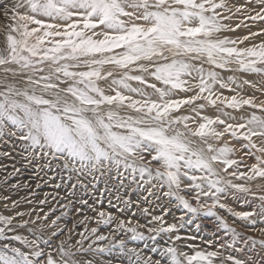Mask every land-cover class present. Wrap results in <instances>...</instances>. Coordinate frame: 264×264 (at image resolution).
<instances>
[{"label":"snow or ice","instance_id":"snow-or-ice-1","mask_svg":"<svg viewBox=\"0 0 264 264\" xmlns=\"http://www.w3.org/2000/svg\"><path fill=\"white\" fill-rule=\"evenodd\" d=\"M256 2L259 11L254 15L246 12L252 0L239 6L226 0H9L0 7L6 21L0 30V67L5 73L0 78V137L16 138L45 168L67 173L72 189L87 191L84 181L89 178L93 184L104 178L122 187L129 180L138 187L166 188L162 195L186 210L174 223L165 220L167 209L153 216L147 208L143 210L151 216L147 225L117 223L118 229L131 234L130 240L146 241L145 248L151 241L155 245L151 251L159 250L156 260L128 248L124 239L93 248L97 241L109 239L96 235L98 228L90 230L95 239L87 247L84 241L89 237L84 233L75 244L66 247L67 241L61 240L53 246L52 238L62 232L55 230L59 216L51 221L53 230L45 237L48 225H30L47 220V214L35 220L23 219L24 212L0 214V264H80L77 252L111 253L117 248L130 264L264 262V239L245 237L215 211L225 209L250 226L257 223L250 218L258 216L264 224V194L257 195L247 186L248 181H264V101L241 94L245 86L258 88L253 81L238 82L235 75L225 78L216 71L264 75V40L252 42L264 35V29L235 38L223 35L242 25L248 28L246 21H264V0ZM237 14L243 15L240 23H225ZM101 81L114 94H107ZM225 89L235 94L225 96ZM259 90L264 93V87ZM186 105L192 106V114L178 115ZM206 106L220 115H204ZM246 107L254 111L239 117L225 111ZM225 136L241 142L239 148L227 142L215 146L213 141ZM237 152L243 156L232 158ZM244 157L255 162L248 164ZM182 178L188 181L183 187ZM185 189L193 191L192 200L181 194ZM231 190L253 195L260 201L258 212L228 208L221 197ZM198 217H215L223 233H213L214 239L203 241L206 245L220 241L219 249L244 253L247 259L200 249L195 243L184 245L194 250L192 254L181 251L176 242L198 237L181 236L180 230ZM113 219L111 213L99 211L96 222L108 225ZM195 227L200 230L199 223ZM140 228H146L148 235ZM162 235L168 237V246L159 245Z\"/></svg>","mask_w":264,"mask_h":264},{"label":"rangeland","instance_id":"rangeland-1","mask_svg":"<svg viewBox=\"0 0 264 264\" xmlns=\"http://www.w3.org/2000/svg\"><path fill=\"white\" fill-rule=\"evenodd\" d=\"M246 12L248 10L246 9ZM0 19H2L0 17ZM23 143V142H22ZM24 145V143H23ZM20 151H17L18 156L31 167L33 178L28 177L13 160H8L5 164H0V210L5 215H15L16 212H24L27 215L23 219L35 220L37 216L43 218L46 214L47 220L41 219L36 222L35 225H30L32 228H38L43 225L49 227L44 228L45 237L51 235L53 227L51 221L60 217L56 221L55 230L61 231L58 237L52 238L53 246L59 244L61 240L67 241L66 247L71 244H75L76 241L81 239L80 233L88 236L89 239L84 241V246L87 247L91 240L95 239V236L91 235L90 230L92 228H98L96 235H105L109 239L105 241H97L93 245V248L108 246L109 242L115 243L120 239L126 241L128 248H136L142 250L145 256H151L153 260L160 259L159 250L152 252V247L155 245L151 241H147L149 247L145 248L146 241L130 240V233H126L124 230L117 228V223L121 220L127 225L131 221L130 226L147 225L151 216L144 213V209L147 208L151 215H161L165 209H167V215L165 220L168 223L178 222L177 219L184 214L186 210L178 206V201H175L171 197H165L162 192L167 189L152 188L149 184H143L142 187H138L131 181L126 180L125 186H120L113 182H105L104 178L96 183H90L89 180H85L84 183L88 184V189L77 187L72 189L69 181H67V173L59 170H49L44 167V162L39 159H32L25 151V146H21ZM17 169L19 171H17ZM75 177L73 178V182ZM46 182V183H45ZM142 183V182H141ZM152 183H155L153 181ZM188 181L182 178V187L186 185ZM60 187L57 188L56 185ZM151 191L152 195H149ZM70 193H74L70 195ZM186 198L192 200L193 191L191 189H185L181 192ZM56 196V199H52ZM233 193L227 195L229 198H233ZM47 197V198H46ZM158 197V199H157ZM225 197V196H224ZM61 198V199H60ZM228 198V199H229ZM207 199V198H204ZM45 200L46 203L41 204L40 201ZM87 201V204L81 203V201ZM128 203H125V202ZM13 202H17V206L13 207ZM195 203V201H192ZM233 212H252L257 211V203L252 199L240 198L234 205L226 204ZM233 206V207H232ZM237 206V207H236ZM237 208L238 210H235ZM54 209V211H53ZM79 209V211H78ZM123 209V211H121ZM104 211L105 213H111L114 217L113 222L108 225L97 224L98 212ZM217 213L223 216L229 224L237 229V231L244 234V236L251 235L256 240L264 239V224L259 220L258 216L251 217L257 221L255 226H250L249 221H242L237 217L232 216L225 209H216ZM185 220L188 216L184 217ZM17 219H20L19 217ZM200 224V230L197 231L195 225ZM88 231H85V230ZM254 229V230H253ZM140 231H144L148 235L146 228H140ZM21 234L27 235L26 230L21 229ZM213 233L221 236L222 230H218V222L215 217H198L192 224L186 225L185 228L180 230V235L184 237L195 235L198 237L196 241H178L177 246L181 251L188 254H192L194 251L184 245L187 243H195L200 249L204 250H219L224 253V256L229 254L237 256L240 259H247L244 253L234 252L231 249L224 250L219 249L218 245L220 241H215L214 244L209 247L203 241L214 239ZM69 236L71 239H69ZM202 237L203 239H199ZM224 240H229V236H224ZM158 242L161 247L168 246V237H158ZM238 247H244L243 244L237 245ZM78 247V245H77ZM257 250H260V245L257 244ZM51 251V249H47ZM75 251V248L73 249ZM52 255L59 259L56 251L52 252ZM256 259L257 257H253ZM80 264H84L85 261L91 260L92 264H130L127 255L121 254L119 249L109 252H77L76 257ZM220 259H223L221 257ZM230 264V262H229ZM264 264V262H262Z\"/></svg>","mask_w":264,"mask_h":264},{"label":"bare ground","instance_id":"bare-ground-1","mask_svg":"<svg viewBox=\"0 0 264 264\" xmlns=\"http://www.w3.org/2000/svg\"><path fill=\"white\" fill-rule=\"evenodd\" d=\"M6 2H9V0H0V7H3L4 3H6ZM226 2L230 6L231 5L239 6L240 4H244L245 0H226ZM246 9L248 10V12H247L248 14L254 15L255 11H259V5L257 4L256 0H252V3L250 5H248ZM224 14L228 15L227 12H225ZM0 17L2 18V19H0V30H2L4 28L6 21L4 20V18L2 16H0ZM242 19H243V15L237 14L236 16H233L231 21H225V23H231L233 26H235V24L240 23V21ZM246 23H248V25H249L248 28H245L242 25L235 32H226L223 35H227L229 37L235 38L236 36H243V35L248 34L249 32H258L261 29H264V21H257V22L246 21ZM0 40H2V36H0ZM262 40H264V35L252 38V42H255V43H259ZM246 43H248V42H246ZM243 46L244 45H241V47H243ZM204 67L207 69V68H209V65L205 64ZM233 67H235V66H233ZM216 71L220 72V74L225 78L235 75L238 82L245 80V79L253 81L254 83H256L258 85V88H250V87L245 86L241 90V94H254L256 96L257 102L264 101V93H262L259 90V88L264 87V75L255 74V73H243V72H239V71L229 72V71L221 70V69H216ZM4 76H5V73L3 72V68L0 67V78H3ZM8 79L10 81H12L14 78L9 75ZM15 80L17 82H20L19 78H15ZM99 83H100V86L102 88H105L107 94H114V93L108 91V83L107 82L101 81ZM132 83H133V86H136L135 82H132ZM149 91H151V90L149 89ZM222 91H223V94L225 96H231V95L235 94L233 92H229L226 89L222 90ZM178 95L180 97H184L187 95H192V93H178ZM137 98H139V97H137ZM153 98H156V97H153ZM202 102L203 101H197V104L202 103ZM191 107L192 106L186 105L184 108H182L180 110V113H177V114L178 115L179 114H185V115L192 114L191 113ZM225 111H229L232 113V115L239 117L241 114L248 115L254 110L246 107L245 109H242L240 111H235V110H231V109H225ZM256 111H257L258 115L261 114L258 110H256ZM203 114L211 116V117H215L217 115H220V112H218L215 108H213L211 106H206V108L203 110ZM221 118H224V117L222 116ZM193 126H195V125H193ZM225 142L229 143V146H235L236 148H239L240 143H241V142H238L236 140L231 139L228 136H225L219 142L213 141V143L217 147L223 146V144ZM21 146L24 147L23 143L21 141H18L14 137H9L8 135H4V136L0 137V164H5L8 162V160L11 159V160H13V162L16 163L15 165H18L21 168V170L26 175H28V177L33 178V173H31V171H32L31 167H29V165L27 163L22 162L23 160L17 154V151L22 150ZM242 156H243V152H237V153H235V155L232 158H239ZM244 159L247 161L248 164L255 162L253 159H250L248 157H244ZM241 170H245V169L242 168ZM229 171H231V169ZM224 175H226V174H224ZM227 178L233 179L234 183H245V181L237 180V179L232 178V177H227ZM247 186L250 187L252 189V192L256 193L257 195L264 194V192L261 191L262 187H264V181H260V180L248 181ZM231 192L234 195L233 198H229L227 196L224 197V195H222V197H221L222 203H225V204L229 203L230 205L235 206V202L239 201L240 198H242V199L248 198V199L254 200V202L257 204L260 203V201L255 199L254 196L251 194L239 193V192H236L235 190H231ZM235 210H238V209L235 208ZM0 214L5 215V213L1 210H0Z\"/></svg>","mask_w":264,"mask_h":264}]
</instances>
